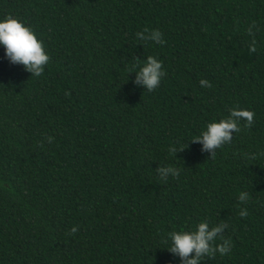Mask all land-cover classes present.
Instances as JSON below:
<instances>
[{"label":"trees","instance_id":"1","mask_svg":"<svg viewBox=\"0 0 264 264\" xmlns=\"http://www.w3.org/2000/svg\"><path fill=\"white\" fill-rule=\"evenodd\" d=\"M0 264H264V0H0Z\"/></svg>","mask_w":264,"mask_h":264}]
</instances>
